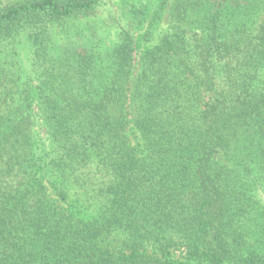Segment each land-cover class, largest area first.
I'll return each instance as SVG.
<instances>
[{"label":"trees","instance_id":"1","mask_svg":"<svg viewBox=\"0 0 264 264\" xmlns=\"http://www.w3.org/2000/svg\"><path fill=\"white\" fill-rule=\"evenodd\" d=\"M104 1L0 10V264H264V0H173L135 78L128 32L57 46Z\"/></svg>","mask_w":264,"mask_h":264},{"label":"rangeland","instance_id":"2","mask_svg":"<svg viewBox=\"0 0 264 264\" xmlns=\"http://www.w3.org/2000/svg\"><path fill=\"white\" fill-rule=\"evenodd\" d=\"M20 0H0V10L7 5H14ZM173 0H169L168 7L162 12L156 6L158 0H105L93 13L80 17L69 23L70 37L59 36L57 46L63 48L71 43L75 46L91 45L100 40L102 49L112 48L120 38L121 32H128L135 43V78L141 69V56L159 40L174 30L170 19V7ZM145 11L146 14H143ZM31 47L22 44L18 54L10 61H15L21 81L35 77L31 61ZM34 134L36 140L48 138L47 130L37 104L33 107ZM178 256V253H177Z\"/></svg>","mask_w":264,"mask_h":264}]
</instances>
